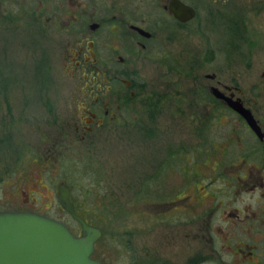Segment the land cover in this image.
<instances>
[{
  "label": "rangeland",
  "instance_id": "rangeland-1",
  "mask_svg": "<svg viewBox=\"0 0 264 264\" xmlns=\"http://www.w3.org/2000/svg\"><path fill=\"white\" fill-rule=\"evenodd\" d=\"M34 1L0 0V211L41 213L79 234L78 222L58 199L57 185L64 182L72 203L87 220L99 222L102 234L94 252L103 264H134L133 246L143 259L151 252L169 264H181L195 249L194 239L186 235L193 227L169 225L162 211L150 208L146 172L195 143V107L203 105L207 96L202 90L209 83L203 74L215 72L227 83L236 79L244 101L264 117L259 0H182L196 9L187 23L168 13L167 0H88L86 23L103 26L94 35L102 67L109 76L138 70L142 89L138 86L132 102L144 122L142 128L134 123L136 111L129 110L126 122L122 119L115 128L108 123L83 142L69 131L87 82L80 73L70 75L65 57L71 51L60 43L68 35L59 25L71 17L57 14L53 20L59 22L50 24L55 30H44L40 23L50 12L38 23ZM94 6L100 12H92ZM128 24L151 37L139 36ZM251 53L252 65L247 66ZM236 71L240 76L235 78ZM142 103L156 111L153 125L147 123ZM229 122H236L233 115ZM158 213L161 221L152 217Z\"/></svg>",
  "mask_w": 264,
  "mask_h": 264
},
{
  "label": "flooded vegetation",
  "instance_id": "flooded-vegetation-1",
  "mask_svg": "<svg viewBox=\"0 0 264 264\" xmlns=\"http://www.w3.org/2000/svg\"><path fill=\"white\" fill-rule=\"evenodd\" d=\"M34 5L38 23L45 11L50 12L46 22L40 23L44 30L54 29L57 14L71 17L67 25L63 22L59 25V31L68 35L59 42L65 43V48L71 51L65 57L70 75L80 73L87 83L81 91L85 98L79 101L73 132L69 131V135H76L81 142L88 140L108 123L115 128L126 122L125 114L129 110L136 111L134 123L141 124L142 128L143 114L132 102L142 89V84L137 82L138 70L109 76L102 67L94 35L103 26L98 21L86 23L88 0H35ZM97 6L92 7V12H100ZM258 8L264 13V0H259ZM132 25L136 24H128V27L142 36L131 28ZM141 46L144 48L143 44ZM252 56L253 53L247 66L252 65ZM117 60L123 63L124 58L118 55ZM219 76L215 72L203 74L209 83H204L202 90L204 95H201L207 96L203 105L195 107V143L181 147L176 157L166 155L154 169L146 172L144 193L150 208L162 211L167 224L193 227L192 234L186 235L194 239L195 249L181 264H264V117L261 111L257 112L244 101L236 79L231 80L235 83H227ZM238 76L236 71L235 78ZM261 77L264 78V71ZM138 86L141 89H137ZM212 87L240 100L252 113L256 129L224 100L216 98ZM257 88L259 90V86ZM141 108L147 123L153 125L156 111L153 113L143 103ZM121 110L123 114L119 113ZM232 115L236 122H229ZM217 118L225 121L217 123ZM159 215L152 217L161 221ZM133 247L130 258L134 264H153L151 259L169 264L151 252L143 259Z\"/></svg>",
  "mask_w": 264,
  "mask_h": 264
},
{
  "label": "water",
  "instance_id": "water-1",
  "mask_svg": "<svg viewBox=\"0 0 264 264\" xmlns=\"http://www.w3.org/2000/svg\"><path fill=\"white\" fill-rule=\"evenodd\" d=\"M167 11L180 23L195 17V9L182 0H168ZM145 38L151 33L132 25ZM212 94L239 113L254 129L255 119L240 100L224 95L218 88ZM61 207L78 222L79 234L64 222L34 211H0V264H103L93 257L96 241L101 237L99 227L78 215L70 199V188L64 182L57 185Z\"/></svg>",
  "mask_w": 264,
  "mask_h": 264
},
{
  "label": "trees",
  "instance_id": "trees-1",
  "mask_svg": "<svg viewBox=\"0 0 264 264\" xmlns=\"http://www.w3.org/2000/svg\"><path fill=\"white\" fill-rule=\"evenodd\" d=\"M71 201H72V199H71ZM73 202V201H72ZM74 203V202H73ZM75 206V209H76V211H77V213H78V215L79 216H81L85 221H87L88 223H90V224H93V225H99V222H91V221H89V220H87L86 219V217H85V215L82 213L83 212V210L81 211V209L75 204L74 205ZM76 221V220H75ZM77 222V221H76ZM93 257L95 258V252H94V254H93Z\"/></svg>",
  "mask_w": 264,
  "mask_h": 264
}]
</instances>
